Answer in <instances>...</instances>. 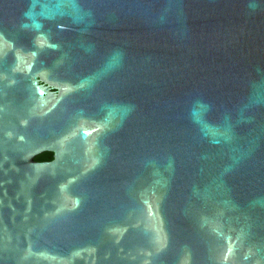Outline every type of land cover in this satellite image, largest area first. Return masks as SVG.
I'll return each mask as SVG.
<instances>
[{"label":"water","instance_id":"1","mask_svg":"<svg viewBox=\"0 0 264 264\" xmlns=\"http://www.w3.org/2000/svg\"><path fill=\"white\" fill-rule=\"evenodd\" d=\"M0 264H264V0H0Z\"/></svg>","mask_w":264,"mask_h":264},{"label":"trees","instance_id":"2","mask_svg":"<svg viewBox=\"0 0 264 264\" xmlns=\"http://www.w3.org/2000/svg\"><path fill=\"white\" fill-rule=\"evenodd\" d=\"M49 158H51V153L44 152V153H42V154H40V155H37V156L34 158V160H35V161H39V162H41V161L47 160V159H49Z\"/></svg>","mask_w":264,"mask_h":264},{"label":"flooded vegetation","instance_id":"3","mask_svg":"<svg viewBox=\"0 0 264 264\" xmlns=\"http://www.w3.org/2000/svg\"><path fill=\"white\" fill-rule=\"evenodd\" d=\"M52 159V155H51V158H49V159H47V160H44L43 162H45V161H50ZM42 162V161H41Z\"/></svg>","mask_w":264,"mask_h":264}]
</instances>
